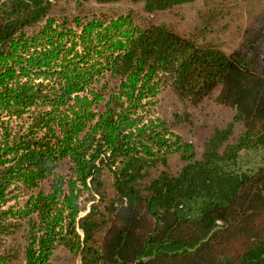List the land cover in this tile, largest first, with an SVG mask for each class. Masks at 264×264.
I'll return each mask as SVG.
<instances>
[{
    "label": "trees",
    "instance_id": "16d2710c",
    "mask_svg": "<svg viewBox=\"0 0 264 264\" xmlns=\"http://www.w3.org/2000/svg\"><path fill=\"white\" fill-rule=\"evenodd\" d=\"M88 1L123 0H0V238L25 228L20 264H264V13L225 51L151 18L198 0ZM166 89L229 117L196 141L152 115Z\"/></svg>",
    "mask_w": 264,
    "mask_h": 264
},
{
    "label": "rangeland",
    "instance_id": "374dc122",
    "mask_svg": "<svg viewBox=\"0 0 264 264\" xmlns=\"http://www.w3.org/2000/svg\"><path fill=\"white\" fill-rule=\"evenodd\" d=\"M86 11L104 12L115 16L131 12L136 21L144 16L141 5L131 0H123L114 3H96L88 1L84 3ZM74 2H59L54 5L52 14L74 13ZM264 13V0H198L194 3L177 7L167 12H158L153 17L157 22H164L181 33L195 36L197 40H206L221 46L225 51L233 49L241 40L244 32L255 28ZM210 21L205 24V18ZM187 111L193 116L194 122L199 126L192 135L196 141L201 133L203 123H214L229 117V113L219 109L213 104H206L200 108H193L179 101L175 95L166 89L156 97L152 105V115L165 120L171 119L173 113ZM106 189L112 193L110 179L106 178ZM25 244V228L16 233L0 238V253L9 252L8 264H20L22 251ZM55 260L51 264H73L65 252H57ZM74 263L78 262L75 260Z\"/></svg>",
    "mask_w": 264,
    "mask_h": 264
}]
</instances>
